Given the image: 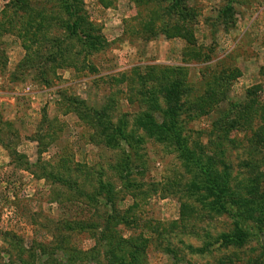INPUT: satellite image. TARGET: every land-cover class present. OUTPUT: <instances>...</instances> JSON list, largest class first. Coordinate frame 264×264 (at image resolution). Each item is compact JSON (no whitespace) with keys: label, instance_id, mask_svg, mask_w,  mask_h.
Returning <instances> with one entry per match:
<instances>
[{"label":"rangeland","instance_id":"1","mask_svg":"<svg viewBox=\"0 0 264 264\" xmlns=\"http://www.w3.org/2000/svg\"><path fill=\"white\" fill-rule=\"evenodd\" d=\"M63 1L0 0V264H109L101 180L113 182L126 216L112 223L114 235L142 245L134 264H264V236L216 248L232 221L198 219L202 205L187 230H174L181 203L168 187L190 174L139 128L141 162L124 189L120 150L98 139L106 119L85 109H106L114 123L127 114L130 131L141 85L178 67L190 85L186 134L203 155L226 148L233 176L259 177L264 189V0H73L83 17L76 33ZM206 243L205 254L188 248Z\"/></svg>","mask_w":264,"mask_h":264},{"label":"trees","instance_id":"2","mask_svg":"<svg viewBox=\"0 0 264 264\" xmlns=\"http://www.w3.org/2000/svg\"><path fill=\"white\" fill-rule=\"evenodd\" d=\"M71 1L73 0H64L63 7L66 11H72L75 14L77 21L73 24L72 32L76 33L83 22V17L80 12L75 13V2ZM86 38L88 37L86 36ZM178 70L180 68L167 66L159 76L148 77L147 80L155 84L148 85L146 82V84L143 83L141 85L140 96L142 98L139 100V105L143 107V110L135 115L134 128H131L130 131L127 129V114H124L119 122L114 123L109 118L110 115H107L106 109L96 110L89 107L85 109L95 114L98 113L101 118L106 119L102 123L101 132H99L101 137L98 135V139L104 142L105 147L120 150L115 171L124 189L130 190L135 186L130 177L133 174V167L136 163L141 162L140 155H138L139 148L144 144L146 138L138 135L135 128H139L145 132L147 138L154 139L171 153L179 155L180 159L185 160L184 165L187 173L190 174L189 181L183 187V182L181 183L180 180L171 182L168 187L173 190V194L179 196L181 203L180 220L173 223L174 230H187L190 225L188 221L194 217L193 215L198 210L195 204H199L202 205L201 212L203 214L200 212L198 219L225 216L232 221V229L229 232L221 233L215 239L213 245H216V248L228 249L233 247L240 249L249 243L253 236H264V189H262L261 185L262 180L259 177H248L244 173L243 178L240 180L234 177L232 171L235 164L228 161L227 156H225L226 148L220 149V143L218 144L220 146L219 155H216V153L214 155L204 153L203 155V151L200 149L201 144L191 141V138L186 134V125L183 122L185 119L183 116L186 114L184 107L188 106L189 109V106H192L190 98L186 96V93L190 91V85L187 84L183 77H176L177 74L180 75ZM140 80L144 81L143 79ZM155 85L157 88L153 87ZM157 91L159 95H156ZM226 99V95H222L219 98L220 102L226 101ZM78 106L79 104L74 109L78 110ZM205 107H209V105ZM203 113L206 112L204 111ZM261 117L264 121V114ZM232 121L227 120L231 130L235 128V123ZM208 136L213 137L214 135L211 132ZM233 143L234 141L232 142V147ZM209 146L213 151L217 152L218 147L214 142L209 141ZM204 148H207V146H203V150ZM238 167L240 169L242 165H238ZM43 171L45 170L43 169ZM58 179L59 181H64L65 178L61 176ZM99 186L100 191L97 192V197L104 195L106 206L109 207L106 221L103 225V235L101 234V238L109 242L108 251L109 249L110 251L106 254L108 259L112 258L109 260L111 262L109 264H114L113 260L129 264L130 258H133L131 264H134V258L137 260L142 255L139 252L142 245L135 247L130 239L117 237V234L114 235L115 227H113L114 225L112 226V223L116 222L119 217L121 220H126V216L122 215L121 210L116 207L118 199L114 197L115 185L113 182L101 180ZM125 212L124 214H126ZM86 226L85 229L90 231L91 227L89 224H86ZM110 233H113V235ZM123 244L133 246L131 248L135 250L134 257L130 250L125 249L127 247L122 249ZM111 246H113V249L110 248ZM188 248L193 254H205L212 250L210 249L211 243H206L202 247L188 245ZM36 249L41 253L44 252L40 247ZM58 250L60 251L61 247ZM173 251L175 250L173 249ZM176 255L180 258L178 253Z\"/></svg>","mask_w":264,"mask_h":264}]
</instances>
